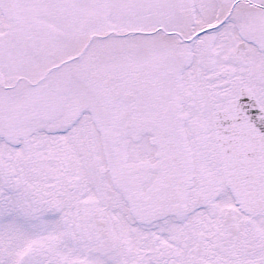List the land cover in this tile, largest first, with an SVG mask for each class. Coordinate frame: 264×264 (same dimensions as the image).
I'll return each instance as SVG.
<instances>
[{
	"label": "snow or ice",
	"instance_id": "obj_1",
	"mask_svg": "<svg viewBox=\"0 0 264 264\" xmlns=\"http://www.w3.org/2000/svg\"><path fill=\"white\" fill-rule=\"evenodd\" d=\"M0 264H264V0H0Z\"/></svg>",
	"mask_w": 264,
	"mask_h": 264
}]
</instances>
